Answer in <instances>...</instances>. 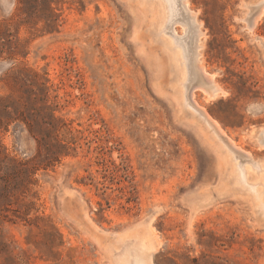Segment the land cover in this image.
<instances>
[{
    "label": "rangeland",
    "instance_id": "1",
    "mask_svg": "<svg viewBox=\"0 0 264 264\" xmlns=\"http://www.w3.org/2000/svg\"><path fill=\"white\" fill-rule=\"evenodd\" d=\"M189 2L224 89L209 97L193 74L195 100L251 154L264 201V0ZM185 15L175 34L194 43ZM166 16L164 0H20L0 15V60L15 61L0 107L17 110L0 127V182L15 185L0 264H264L257 195L230 187L231 158L183 104Z\"/></svg>",
    "mask_w": 264,
    "mask_h": 264
},
{
    "label": "bare ground",
    "instance_id": "2",
    "mask_svg": "<svg viewBox=\"0 0 264 264\" xmlns=\"http://www.w3.org/2000/svg\"><path fill=\"white\" fill-rule=\"evenodd\" d=\"M189 1L190 0H167V1L164 0V6L166 9V13H167V16H166L167 21L164 25V31L166 34L168 33L169 36H171L172 42H173L174 46H176V50L174 48L172 50V52H174V54L177 58L181 59L183 66H184V69H185V82L183 84V94H182L183 95L182 96L183 101L182 102H183V104L188 106L190 108V110L192 111L193 115L197 116V118H199L201 123L204 124L208 128V130L215 137L218 138V140L220 142V147L224 150L225 154H227V157L231 158L232 163L229 162L230 163V183H229L230 187L232 188V184H234L235 187L239 190L246 191V193L252 192V193H254V195H257L256 196L257 200H254V203L257 206H259L261 208V211L264 213V201L261 200V198H260L261 193L259 192V190H257V186L255 184L249 182L248 178H247L246 164L245 163H247V162L249 163L252 161L251 154L249 152L243 150L242 149L243 147L240 148L235 143V141L233 142L232 139L230 140L229 138H227L225 131L222 129L223 127L220 126L221 124H219L218 121L215 120V117H214V119L212 117H210L209 116L210 113L207 114V112L205 110L206 107L203 104H201V105H203L204 108H203V106L199 105L200 102L198 103L195 100V98H196V96L194 95L195 89H194V86L192 83H193V79L196 80V78H194L193 74H196V76H199V78L203 82H207L209 84V91L207 92L209 97L217 96L220 92H223L224 89L222 90V88H220L218 85L215 84L214 79H213V76H215V75L210 74V72L206 69L203 60L201 59V52H200V48H201V37L200 36L202 35L201 24L198 21L195 12L192 10ZM180 10L183 11V14H184V12L186 13L185 17L186 16L187 17L185 18L183 23L189 27V29H190L189 32L191 31L192 37L194 35L193 38H194L195 45H194V43H192V41H190L188 39L191 42V44L194 46H191L190 43L187 42L188 40L186 41V39H184L182 37H178L175 34L178 32L176 27H175V24L179 22L178 20L180 19V17L178 18V16H179ZM180 16H183V15H180ZM253 19H254V17H253ZM253 21H252V23H253ZM181 22H179V23H181ZM253 25H254V23H253ZM249 27H250V25H249ZM251 30H252V28H251ZM192 31H193V33H192ZM189 36H190V34H189ZM201 86L202 85H200V87ZM200 87H199V90L202 89V88L200 89ZM202 91H203V89H202ZM219 95H221V94H219ZM262 133L263 134H260L261 136L259 135L260 137H258L259 138L258 140H259L261 145H264V132H262ZM224 145L227 146L228 148L225 149ZM254 165H256V167L259 169L262 168V166H260V164H256L255 162H254ZM153 236L156 237L155 235H153ZM146 262L147 263L149 262L148 258H147V256L146 257L143 256L142 262H139L136 264H147ZM125 263L126 264L128 263L127 260H125Z\"/></svg>",
    "mask_w": 264,
    "mask_h": 264
},
{
    "label": "trees",
    "instance_id": "3",
    "mask_svg": "<svg viewBox=\"0 0 264 264\" xmlns=\"http://www.w3.org/2000/svg\"><path fill=\"white\" fill-rule=\"evenodd\" d=\"M9 105H4L0 107V127L3 126L4 118H12L13 112H17L16 109L13 111L9 110ZM1 154V150H0ZM14 173L17 174L19 172L28 173L31 169L29 167L28 161H18V163L13 167ZM4 180V179H3ZM15 188V185H12L11 182L5 181L4 184L0 182V199L5 198L11 195Z\"/></svg>",
    "mask_w": 264,
    "mask_h": 264
},
{
    "label": "clouds",
    "instance_id": "4",
    "mask_svg": "<svg viewBox=\"0 0 264 264\" xmlns=\"http://www.w3.org/2000/svg\"><path fill=\"white\" fill-rule=\"evenodd\" d=\"M20 0H8L7 2V11L0 13V15L11 16L16 8L19 6ZM15 65L14 60H0V75H3L4 72L10 70Z\"/></svg>",
    "mask_w": 264,
    "mask_h": 264
}]
</instances>
